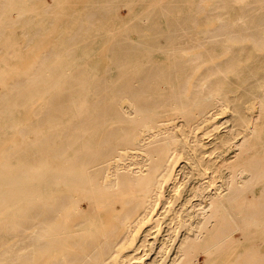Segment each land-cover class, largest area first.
Returning <instances> with one entry per match:
<instances>
[{"label": "bare ground", "instance_id": "6f19581e", "mask_svg": "<svg viewBox=\"0 0 264 264\" xmlns=\"http://www.w3.org/2000/svg\"><path fill=\"white\" fill-rule=\"evenodd\" d=\"M77 2L0 0V264H134L176 154L200 146L197 129L223 110L233 128L215 138L264 153V0ZM247 166L227 177V195L200 184L180 203L190 224L173 264L233 250V220L264 240V185L242 201L264 163ZM237 257L264 264L256 243Z\"/></svg>", "mask_w": 264, "mask_h": 264}, {"label": "rangeland", "instance_id": "374dc122", "mask_svg": "<svg viewBox=\"0 0 264 264\" xmlns=\"http://www.w3.org/2000/svg\"><path fill=\"white\" fill-rule=\"evenodd\" d=\"M63 1L64 0H62V2ZM70 3V9H76L79 4L78 2L76 3V0H70ZM132 10L133 8L131 9V6L122 5L120 8V13L123 15L122 17L124 20L127 18V20H125L127 23L135 22ZM129 17L130 19H128ZM18 29L19 28L17 26L13 27V30L15 31ZM133 38H136V34H133ZM100 48L101 47H98L97 49L100 50ZM104 55L105 54L102 52L95 53L94 58L98 65L101 63L102 66L107 63L103 62L105 60ZM230 116L231 111L229 110H223L219 112V114H216L214 119H212L209 123L203 124L199 129H197V133L200 135L201 139L200 146L190 145L186 148L188 149L189 153H177L178 156L176 154L175 166L177 167L178 171L180 170V172L177 174L175 179L165 182V196L160 201V205L157 209L159 216L157 217V220H153L147 225H144V227L140 230L138 235L139 238H137L135 241L137 252L134 253V259L132 260V263L150 264L155 262L156 264H173L174 260L176 259L177 252L175 243L176 238L184 234L185 228H183V225L185 224L188 226L190 224L189 221H184L187 218L190 219V217H188L187 214L181 212L180 203L184 200H187L188 196H190L200 184L206 187L205 191L207 193L215 192V194L218 193L219 195L225 196L229 193V191L223 189V187L226 186L227 177L234 173L236 168L246 169L249 167L247 165L250 163H264V153L261 154L263 152V148H256L257 145H246L245 148L242 149V152L239 150L238 153H233L232 150H228L230 146L229 144H223L220 142V139L218 140L215 138L216 134L219 136L223 135L224 137L231 131V128H233V123L229 119ZM262 123L263 121H260V124ZM208 124H216V128L214 130H207L205 127ZM199 150L206 151V153L200 155L197 153ZM258 151L260 153H257ZM226 159H228L227 162H224ZM148 167L149 166H144L146 169ZM252 184H254L257 188L253 191H247L246 194H248L249 197H246L242 200L246 202V204H250L253 197L259 199L260 194L263 192L260 187L261 185H264V182L258 181ZM175 185H178V187L175 188ZM220 187L221 190H216ZM218 197L216 196L214 200H218ZM192 201L196 203L199 201V198L192 197ZM235 203H238V201ZM217 204H219V201ZM179 210L180 212L177 213ZM214 210H212L213 212H209V215L213 216L210 223V227L212 228L217 227L219 219L218 215L216 214L217 208L214 207ZM232 210H234L233 207ZM154 221L156 222L154 223ZM229 225L231 226L230 228L233 237L235 240H238L234 244V249L226 251L223 256H214L213 260H210L204 264H234L238 259L237 254L246 248H250L254 243L258 245L260 252H264L263 239H259L251 243L249 240H246L242 237L245 232V228L243 225H241L240 221L237 222L233 220L231 223H229ZM142 239L145 241L144 244L141 242ZM177 241H179V239ZM162 242H165V244L163 245L162 249H160L159 246ZM137 256L140 258L138 259Z\"/></svg>", "mask_w": 264, "mask_h": 264}]
</instances>
